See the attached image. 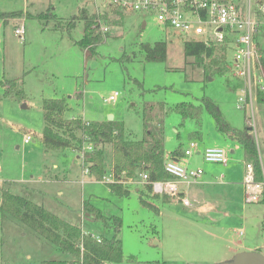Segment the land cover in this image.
Returning a JSON list of instances; mask_svg holds the SVG:
<instances>
[{
	"label": "rangeland",
	"instance_id": "1",
	"mask_svg": "<svg viewBox=\"0 0 264 264\" xmlns=\"http://www.w3.org/2000/svg\"><path fill=\"white\" fill-rule=\"evenodd\" d=\"M50 6L63 21L77 14L79 7L98 15L91 0H0V11L24 12L7 21L0 18V80L22 77L26 96V99L8 96L0 84V189L8 188L27 196L77 224L83 232L98 237H110L113 224L109 219L105 225L84 215V201L107 217H119L118 237L122 241L123 259L118 264H128L127 258L131 255L154 264H216L235 254L227 256L230 252L222 249L223 242L230 245L235 239L264 253V204L246 202L244 192L242 197L225 194L230 181L242 180L244 166L249 161L238 141L218 129L213 113L219 112L237 131L244 128V116L251 119L253 114L255 130L252 128L251 134L264 167V108L256 101L253 113L248 106L237 107L242 82L234 77L233 71L223 65L219 74L214 67H206L208 60L199 65L193 57H185L184 37L165 28L155 15L114 8H108L107 19L102 20L108 28L107 35L88 56L86 49L76 44L83 30V23L76 18L74 27L68 30H54V21L44 27L37 18H26ZM262 23L263 20L255 33ZM20 25L25 30L23 40L14 31ZM258 38L264 43V25ZM157 41L167 43L166 59L146 60L139 45ZM227 53L231 63L233 50ZM224 54L227 61L226 51ZM115 91L117 99L105 101ZM44 97L65 98L69 106L64 113L67 118L107 120L112 115L113 120L122 121L126 131L137 139L143 134L144 103L201 105V139L191 133L196 128L191 118L182 119L174 111L164 117L165 155L179 144L184 151L191 140L197 141L200 147L204 144L223 147L229 158L227 164L205 162L196 155L188 158L193 165L203 168L189 189L195 194L203 193L207 201L220 205V212L226 207L231 215L197 213L178 200L161 202L169 195L147 192L139 175L135 181L131 178L124 181L129 188L128 195H115L103 178L97 180L90 170L84 173L87 165L79 152L89 144L86 141L78 148L56 150L58 153L51 156L41 141ZM204 98L211 101L213 111L203 106ZM27 133H31L32 139L24 142ZM109 156L105 157L107 168L111 164ZM140 194L156 204L160 214L154 210L156 207L143 205ZM221 236L224 239L220 241ZM51 259L70 261L73 258L20 221L0 212V264H42Z\"/></svg>",
	"mask_w": 264,
	"mask_h": 264
},
{
	"label": "trees",
	"instance_id": "2",
	"mask_svg": "<svg viewBox=\"0 0 264 264\" xmlns=\"http://www.w3.org/2000/svg\"><path fill=\"white\" fill-rule=\"evenodd\" d=\"M49 7L46 11L35 15L26 16L37 18L44 27L49 21H54L53 29H71L74 27L75 18L83 23L81 37L76 40L88 56L92 55L95 46L103 42L105 32L99 30V21L106 20V15L90 14L85 8H79L78 13L66 21L58 18ZM22 10L0 12V18L7 21L10 18L22 16ZM256 47L261 53L260 64L264 72V49L256 41ZM107 38V37H106ZM145 59L148 61H164L166 59L167 43L157 41L154 44L141 43L139 45ZM183 51L185 57H193L199 65L208 60L207 68L214 67L221 74L223 65H226L225 47L219 44L205 45L201 41H184ZM0 84L4 87V93L8 96H17L26 99L23 91V79H2ZM203 106L211 111V101L203 99ZM256 102L262 105L264 96L257 92ZM43 128L41 141L46 152L80 147L83 141L91 143L94 147L86 151L83 162L88 166L90 173L101 180L107 172H110L114 181L107 182L110 190L118 196L128 195L129 188L125 184L128 178L139 177L140 173H147V181L144 188L151 191V182L158 179H169L171 176L164 170V117L170 111L179 113L182 119L191 118L196 128L192 131L194 137L201 139L200 120L201 105L189 102H180L174 106H166L163 102H146L142 109L143 134L140 139L131 137L126 131L124 123L119 120H85L81 117L64 116L69 109L65 98L45 97L41 102ZM216 125L230 139H235L241 145L245 158L252 163L255 178L262 180V168L259 151L255 138L251 134L250 117L244 116V128L237 131L226 123L219 112L213 113ZM179 158L184 155L179 144L171 153ZM106 155H110L111 164L107 168ZM137 179V178H136ZM167 196V195H163ZM140 202L147 207H155L140 194ZM264 204V191L259 200ZM0 212L9 215L29 227L38 236L46 239L60 251L68 253L73 259L68 260H44L42 264H105L106 261L120 263L123 259L122 241L118 237L120 231V218L117 216L107 217L99 209L88 201L83 202V212L89 218L100 220L105 225L108 219L113 224V234L110 237H98L85 233L80 226L71 223L42 204L30 200L27 196L11 192L8 188L0 189ZM97 238L100 240L98 241ZM260 251L259 249H257ZM128 264H154L149 261L137 260L133 255L127 258Z\"/></svg>",
	"mask_w": 264,
	"mask_h": 264
},
{
	"label": "built area",
	"instance_id": "3",
	"mask_svg": "<svg viewBox=\"0 0 264 264\" xmlns=\"http://www.w3.org/2000/svg\"><path fill=\"white\" fill-rule=\"evenodd\" d=\"M98 15H105L108 8L120 11H129L142 14H153L165 27L180 33L185 41H201L205 45L219 44L225 47L227 67L233 71L234 77L242 82L240 95L236 98L238 108L249 107L253 113L257 92L264 96V72L260 64L258 48L254 41L256 27L264 19V0H92ZM99 30L108 31L102 20L99 21ZM18 38L24 39V26L14 29ZM228 51L233 50V58L228 63ZM118 97L115 91L105 98V101H114ZM264 106V103L262 104ZM251 129L255 130L252 114ZM32 139L30 134L24 136V142ZM91 143L83 147L80 155L93 150ZM258 148V146H257ZM198 150L197 141L191 140L184 149V156H191ZM202 158L209 163L227 164L229 158L222 147H206L201 151ZM261 168L263 178L257 180L253 165L245 164L242 179L246 202H259L264 191V167ZM88 170L87 166L84 173ZM164 170L171 176L169 179H158L151 182V191L156 195L178 196L179 183L191 184L196 182L203 173L201 168H190L175 160L167 159ZM143 183L148 179L147 173H140ZM103 180L114 181L110 172ZM184 205H189V199L180 198ZM86 233V232H85ZM88 234V233H87ZM93 235L92 233H90ZM242 234V231H239ZM94 236V235H93ZM99 241L100 239L97 238ZM105 264H118L106 261Z\"/></svg>",
	"mask_w": 264,
	"mask_h": 264
},
{
	"label": "crops",
	"instance_id": "4",
	"mask_svg": "<svg viewBox=\"0 0 264 264\" xmlns=\"http://www.w3.org/2000/svg\"><path fill=\"white\" fill-rule=\"evenodd\" d=\"M91 2H92V0H91ZM80 8V7H79ZM79 8H77V11L79 10ZM54 9V8H53ZM0 12H10V11H0ZM41 12H43V11H41ZM40 13V12H39ZM90 13H92V12H90ZM56 15V14H55ZM57 16V15H56ZM58 17V16H57ZM58 18H62V17H58ZM263 25H264V19H263V23L261 24V26H260V29H259V31L257 32V33H255V37H256V41L259 43V45H260V43H261V45H260V47L262 48V49H264V46H263V41H261L259 38H258V33L262 30V27H263ZM45 98V97H44ZM25 105V104H24ZM23 105V106H24ZM261 107H263L264 108V106L262 105ZM72 117H78V116H72ZM82 118V117H81ZM84 119V118H83ZM85 120H88V119H85ZM97 121H103V120H97ZM228 125H229V123L228 122H226ZM229 127H231V128H233L232 126H230L229 125ZM233 129H235V128H233ZM236 130V129H235ZM221 131V130H220ZM222 133H223V135H225V133L223 132V131H221ZM27 134H30L31 135V133H27ZM42 134V133H41ZM226 136V135H225ZM227 137V136H226ZM255 142H256V140H255ZM198 143V142H197ZM239 143V142H238ZM263 144H264V142H262ZM256 145H257V143H256ZM198 150L197 151H195V153L193 154V155H196V157L197 156H200L201 158H202V155H201V151L204 149V148H206V147H210L209 145H207V144H204L202 147H200V145H199V143H198ZM213 147H220V146H213ZM262 147H263V151H264V146L262 145ZM223 148V147H222ZM63 151V150H62ZM67 151V150H66ZM65 151V152H66ZM172 151V150H171ZM171 151L169 152V154L168 155H165V158H166V160L167 159H175V160H177V161H179V162H181L182 164H185V165H187L188 167H190V168H201L202 170H203V168L201 167V166H198V165H193L194 163H191L190 162V160L188 159L190 156H184V155H181L179 158H175V157H173L170 153H171ZM234 150L233 149H231L230 150V152L232 153ZM258 151H259V149H258ZM68 152V151H67ZM51 153V156H55L57 153L55 152V151H51L50 152ZM62 153V152H61ZM53 154V155H52ZM192 156V155H191ZM260 156H262L261 155V153H259V158H260ZM75 157H76V159L80 162V160L78 159V155H75ZM203 159V158H202ZM261 159V158H260ZM261 162H262V160H261ZM263 165V164H262ZM56 166V164L54 163V167ZM244 172H245V166H244V171H243V175H244ZM139 176H140V174H139ZM48 178V177H47ZM68 179V177H66V179L65 180H67ZM138 179V178H137ZM242 179H243V177H242ZM64 180V179H63ZM136 180V179H135ZM134 180V181H135ZM82 181H83V179H82ZM140 182H142V181H140ZM143 183V182H142ZM231 185L230 186H227V188H226V190H225V194L227 195V196H231V197H235V196H239V195H241V197H242V195H243V192H244V189H243V184H242V180L241 181H239V179H237V180H232V181H230L229 182ZM191 184H193V183H191ZM191 184H185V183H179V194H178V196H169V198H167V199H164V200H162L161 202H164V203H169V202H171V200H178V201H180L181 202V200H180V198L181 197H185V198H187V199H189V201H190V204L189 205H185V206H189V207H193L195 210H196V212L197 213H202V214H211V213H213L214 215H217V214H219V213H222V215L223 216H230L231 215V213L232 212H230V211H228L227 209H225L226 207H223V211L222 212H220L219 210H218V208L220 207V205H218V204H214V203H212L211 201H207L206 200V198H204L203 197V193H201V194H199V193H197V194H195L194 193V190H190L189 189V186L191 185ZM238 185V186H237ZM136 191L138 190V188H136L135 189ZM139 191V190H138ZM224 194V193H223ZM160 196V195H159ZM163 196V195H162ZM182 203V202H181ZM152 204V203H151ZM183 204V203H182ZM156 208L154 209V210H156L157 212L156 213H159L160 214V210H159V207H157L156 206V204H153ZM184 205V204H183ZM151 208H153V207H151ZM84 215H85V213H84ZM87 216V215H86ZM88 217V216H87ZM239 231H242V230H239ZM238 231V232H239ZM206 233H208V234H210V231H206ZM212 234V233H211ZM224 238L221 236L220 237V241L221 240H223ZM217 240H219V239H217ZM157 244H158V242H156ZM222 249H225V251H229L230 253H226L227 254V256L229 255V254H234V253H236V252H239V251H243V250H257V249H259V248H257V247H251V246H249V245H245V244H243L241 241H238L237 239H235V240H231V243H230V245L229 244H224V242H223V244H222ZM69 259V258H68ZM221 259H223V258H221ZM220 259V260H221ZM214 262H216V260H214V261H212V263H214Z\"/></svg>",
	"mask_w": 264,
	"mask_h": 264
},
{
	"label": "water",
	"instance_id": "5",
	"mask_svg": "<svg viewBox=\"0 0 264 264\" xmlns=\"http://www.w3.org/2000/svg\"><path fill=\"white\" fill-rule=\"evenodd\" d=\"M107 120H113L112 115H109ZM216 264H264V253L258 250H243L236 252L230 259Z\"/></svg>",
	"mask_w": 264,
	"mask_h": 264
}]
</instances>
